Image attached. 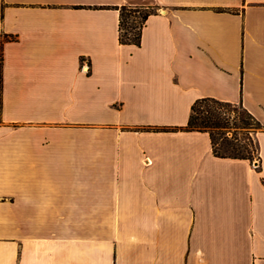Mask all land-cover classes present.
<instances>
[{"label": "crops", "instance_id": "obj_1", "mask_svg": "<svg viewBox=\"0 0 264 264\" xmlns=\"http://www.w3.org/2000/svg\"><path fill=\"white\" fill-rule=\"evenodd\" d=\"M201 97L264 125V0H0V264H264V128L162 130Z\"/></svg>", "mask_w": 264, "mask_h": 264}, {"label": "trees", "instance_id": "obj_2", "mask_svg": "<svg viewBox=\"0 0 264 264\" xmlns=\"http://www.w3.org/2000/svg\"><path fill=\"white\" fill-rule=\"evenodd\" d=\"M116 8L119 11V43L139 46L142 28L153 8L146 5H121ZM249 128L261 129L264 125L241 102L201 97L191 104L185 126L162 130L207 132L215 156L253 161L254 156L259 159L260 155L256 140L254 146L249 136Z\"/></svg>", "mask_w": 264, "mask_h": 264}, {"label": "rangeland", "instance_id": "obj_3", "mask_svg": "<svg viewBox=\"0 0 264 264\" xmlns=\"http://www.w3.org/2000/svg\"><path fill=\"white\" fill-rule=\"evenodd\" d=\"M250 130H249V136H250V138H251V140H252V142H253V144H254V146H255V133L258 131V130H260V128H249ZM254 155H256V153L254 154ZM257 160V158H256V156H254L253 157V161H256Z\"/></svg>", "mask_w": 264, "mask_h": 264}]
</instances>
